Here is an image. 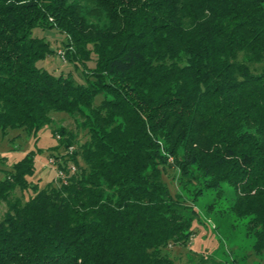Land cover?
I'll return each mask as SVG.
<instances>
[{
    "label": "trees",
    "instance_id": "16d2710c",
    "mask_svg": "<svg viewBox=\"0 0 264 264\" xmlns=\"http://www.w3.org/2000/svg\"><path fill=\"white\" fill-rule=\"evenodd\" d=\"M35 29L65 35L73 70L37 66L57 51ZM263 63L264 0H0V136L54 113L82 132L52 130L63 150L43 189L33 154L0 182V264H178L165 251L201 222L179 189L228 188L262 259Z\"/></svg>",
    "mask_w": 264,
    "mask_h": 264
},
{
    "label": "rangeland",
    "instance_id": "374dc122",
    "mask_svg": "<svg viewBox=\"0 0 264 264\" xmlns=\"http://www.w3.org/2000/svg\"><path fill=\"white\" fill-rule=\"evenodd\" d=\"M34 36L50 42L52 48L57 51L56 56H49L39 61L38 67L52 71L56 75L73 70L72 65L67 62L66 55L64 60L59 55V52L65 54L64 34L57 30L35 29ZM263 67L264 63L254 66V70L259 72ZM75 76L79 79L78 73ZM52 117L53 123L45 126L37 135L11 130L6 136H0V182L13 170L16 163L30 154L35 157V173L29 178L34 186L43 189L57 178L56 166L51 164V160H54V156L58 153H62L63 149H56L59 142L53 137L52 130L65 127L78 136L82 135V132L77 126L78 121L69 115L54 113ZM75 150L76 146L70 147L64 154H72ZM165 181L172 190L178 191V184L174 180L172 171H169ZM179 190L186 196L187 201H192L191 205L200 214L201 222L200 224L195 222L193 228L195 233L188 247H172L165 251L172 259L178 264H203L202 261L207 256L208 260L204 264H215L213 260L217 261V264H264V257L249 259L254 238L247 234L245 222L239 221L231 212L235 200L232 190L226 189L222 197H218L215 191H204L195 201H193L196 197L192 189ZM30 195L31 191L22 192L18 188L12 192L11 199L19 198L25 201ZM7 210V203L0 201V219Z\"/></svg>",
    "mask_w": 264,
    "mask_h": 264
},
{
    "label": "built area",
    "instance_id": "2783aa9c",
    "mask_svg": "<svg viewBox=\"0 0 264 264\" xmlns=\"http://www.w3.org/2000/svg\"><path fill=\"white\" fill-rule=\"evenodd\" d=\"M59 55H60L61 58L64 60V58H65L64 55H65V54H63L62 52H59ZM58 138H61V136L59 135ZM51 163L55 164V161H54V160H51ZM75 170H76L75 166H72V167H71V171H72V173H74ZM59 177L62 178L64 181H66V177H67V176H66L65 172L60 171V172H59Z\"/></svg>",
    "mask_w": 264,
    "mask_h": 264
},
{
    "label": "crops",
    "instance_id": "0c3cea01",
    "mask_svg": "<svg viewBox=\"0 0 264 264\" xmlns=\"http://www.w3.org/2000/svg\"><path fill=\"white\" fill-rule=\"evenodd\" d=\"M253 260V259H252ZM252 264H255V263H252Z\"/></svg>",
    "mask_w": 264,
    "mask_h": 264
}]
</instances>
